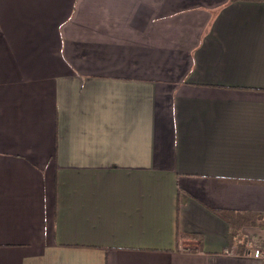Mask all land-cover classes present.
<instances>
[{
	"label": "crops",
	"instance_id": "crops-1",
	"mask_svg": "<svg viewBox=\"0 0 264 264\" xmlns=\"http://www.w3.org/2000/svg\"><path fill=\"white\" fill-rule=\"evenodd\" d=\"M246 211L264 0H0V264H264Z\"/></svg>",
	"mask_w": 264,
	"mask_h": 264
},
{
	"label": "trees",
	"instance_id": "trees-1",
	"mask_svg": "<svg viewBox=\"0 0 264 264\" xmlns=\"http://www.w3.org/2000/svg\"><path fill=\"white\" fill-rule=\"evenodd\" d=\"M229 225V244L237 245L239 252H245L247 246L244 237L241 234V228L244 226L248 220L264 226V213H249V212H240L235 215L226 216L225 218Z\"/></svg>",
	"mask_w": 264,
	"mask_h": 264
},
{
	"label": "built area",
	"instance_id": "built-area-1",
	"mask_svg": "<svg viewBox=\"0 0 264 264\" xmlns=\"http://www.w3.org/2000/svg\"><path fill=\"white\" fill-rule=\"evenodd\" d=\"M249 245H251V243H249L248 246ZM248 246L245 250V253L249 252V250H250V249H248L249 248ZM233 252H235V250ZM251 252L257 256L264 258V248H255Z\"/></svg>",
	"mask_w": 264,
	"mask_h": 264
}]
</instances>
